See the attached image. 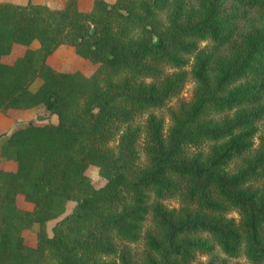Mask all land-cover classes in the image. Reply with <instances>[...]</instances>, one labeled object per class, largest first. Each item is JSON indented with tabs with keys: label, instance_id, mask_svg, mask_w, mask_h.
Segmentation results:
<instances>
[{
	"label": "trees",
	"instance_id": "16d2710c",
	"mask_svg": "<svg viewBox=\"0 0 264 264\" xmlns=\"http://www.w3.org/2000/svg\"><path fill=\"white\" fill-rule=\"evenodd\" d=\"M36 107L0 136V264H264V0L0 1V117Z\"/></svg>",
	"mask_w": 264,
	"mask_h": 264
},
{
	"label": "rangeland",
	"instance_id": "374dc122",
	"mask_svg": "<svg viewBox=\"0 0 264 264\" xmlns=\"http://www.w3.org/2000/svg\"><path fill=\"white\" fill-rule=\"evenodd\" d=\"M0 1H6V0H0ZM11 2H16V3H24L25 0H7ZM34 3L38 4H44L47 5L51 8H61L64 3L67 0H31ZM108 3H113L115 0H106ZM192 1V0H191ZM92 0H79V7L81 10H86L89 6ZM252 15V10H247V16L246 19H243L239 22L238 26V31L244 30L245 27L248 24V20L250 19ZM207 42H202L200 46H205ZM31 47L33 49H38L39 48V43L37 40H34L31 43ZM227 48H221L220 52L225 53ZM22 51V46H15L11 54L6 58L7 60H11L13 57L21 53ZM47 61L49 64H51L55 69L57 70H62V71H72V70H79L81 71L85 76H91L94 74L96 71L98 65L93 64L89 62L86 59H82L78 57L73 49L67 45H61L59 46L53 54H51L48 58ZM186 70L190 69V65L185 67ZM40 83V79L36 78L33 83L31 84V89L34 90L37 88V86ZM194 87V82L191 80H188L181 93H180V99L182 100H189V98L192 95V90ZM170 106L175 105V101H171L169 103ZM45 115V116H44ZM47 116V117H46ZM42 119H49L52 122L57 121V117L54 114H48L46 115L45 110L42 107H36L30 110L26 111H19L14 113L11 116H2L0 117V136L1 135H6L8 132L11 131L12 128L18 127V126H24L26 125L29 121H38ZM168 128V120L166 121L165 129ZM5 131V132H2ZM2 138L0 139V141ZM255 144L257 143V139L254 140ZM89 178L91 181L95 182V184L100 183V175L98 173V169L96 167H90L88 172H87ZM19 206L21 207H27V205L22 201H18ZM169 205L171 206H176L177 204L173 201L168 202ZM72 203L68 202L66 203V209L65 211L60 214L57 218L49 220L46 223V230L47 233L50 235L51 234V228L52 226L55 225V223L60 220L62 217H64L71 209ZM24 237H25V242L28 245H34L35 243V234L34 231L32 230H25L24 231ZM214 255L217 256L219 259H224L225 256L218 250L215 249ZM198 259L202 261H206L208 259L207 255H199ZM228 264H250L247 262L244 258H236V259H226Z\"/></svg>",
	"mask_w": 264,
	"mask_h": 264
},
{
	"label": "crops",
	"instance_id": "0c3cea01",
	"mask_svg": "<svg viewBox=\"0 0 264 264\" xmlns=\"http://www.w3.org/2000/svg\"><path fill=\"white\" fill-rule=\"evenodd\" d=\"M14 128H15V127H14ZM14 128H12L11 131H12ZM11 131H10V132H11ZM2 132H5V131H2ZM0 133H1V132H0ZM8 133H9V132H8ZM1 138H2V140L4 139V137H0V139H1ZM2 140H1V141H2ZM1 141H0V143H1Z\"/></svg>",
	"mask_w": 264,
	"mask_h": 264
}]
</instances>
